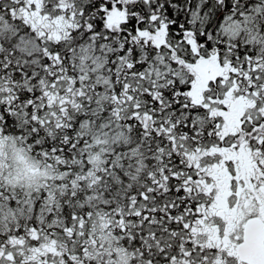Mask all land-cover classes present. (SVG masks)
Returning <instances> with one entry per match:
<instances>
[{"label":"snow or ice","instance_id":"1","mask_svg":"<svg viewBox=\"0 0 264 264\" xmlns=\"http://www.w3.org/2000/svg\"><path fill=\"white\" fill-rule=\"evenodd\" d=\"M0 264H264V0H0Z\"/></svg>","mask_w":264,"mask_h":264}]
</instances>
